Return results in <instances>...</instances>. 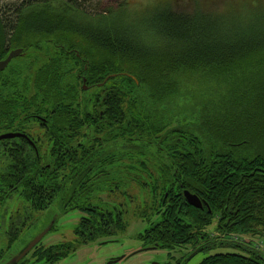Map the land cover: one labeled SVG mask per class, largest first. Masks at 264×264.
<instances>
[{"label": "trees", "instance_id": "16d2710c", "mask_svg": "<svg viewBox=\"0 0 264 264\" xmlns=\"http://www.w3.org/2000/svg\"><path fill=\"white\" fill-rule=\"evenodd\" d=\"M86 2L0 7V62L23 49L0 72V136L25 135L38 150L25 139L0 143V210L17 194L31 212L57 205L62 214H83L75 241L38 245L31 262L13 263L58 264L81 247L121 237L130 216L148 224L137 239L152 250L245 249L264 241V117L259 109L251 116L231 109L210 90L200 94L213 98L205 109L193 101L198 87H190L209 84L208 76L192 80L199 69L264 53V2L248 16L166 5L133 17L124 5L93 13ZM197 109L207 120L182 126ZM218 110L228 111L229 122L219 123ZM136 187L148 194L136 196ZM186 193L203 208L189 205ZM106 194L128 203L105 207ZM28 220L6 234L0 264ZM200 264H264V257L224 253Z\"/></svg>", "mask_w": 264, "mask_h": 264}, {"label": "rangeland", "instance_id": "374dc122", "mask_svg": "<svg viewBox=\"0 0 264 264\" xmlns=\"http://www.w3.org/2000/svg\"><path fill=\"white\" fill-rule=\"evenodd\" d=\"M20 1L23 2L24 0H0V7L7 8ZM87 2L93 13L95 10L97 11L96 13L107 12L109 9L119 11L124 5L125 13L132 17L166 5H170L172 9L178 12H194L198 6L204 12L225 11L228 8H234L240 9L241 13L248 16L253 8L264 2V0H87ZM190 76L193 77L192 80L206 79V76L209 78L208 80L206 79L209 84L192 82L190 85L192 88L198 87V89L194 90L196 96L193 99L197 105L203 104L202 106L207 109L205 104L213 98L206 99V96L202 97L203 95L201 96L200 94L203 91L210 90V92L216 94V100L222 99L224 103H228L229 108L234 109V106H236L237 110L239 107L245 110L250 109V116L255 115L259 109V114L264 117V99L259 97V92L264 90V53L226 68H213L203 71L199 69L198 72L191 73ZM166 80L167 78L162 79L163 83L167 82ZM186 97L187 101L191 100L189 96ZM190 106L191 104L184 106V108H190ZM197 110L199 112L197 117H195L194 113H190L193 117L189 116L187 121L184 120L182 126H190L189 122L197 123L196 119L200 121V124L207 120L205 119L207 117L206 112H202L203 110L201 109ZM179 111L181 112L182 108H179ZM216 113L218 114L219 123L229 122L227 118H223L226 115L229 116L227 110H218ZM231 128L233 129L232 125ZM231 133L234 134L235 132ZM132 191L136 196L148 194V191H141L139 187L133 188ZM107 197V194L103 197V204L108 208L128 203L122 199L115 200ZM59 211V207L54 205L46 212H31L16 194L0 210V251L8 249L9 237L6 235L9 232L8 227L16 223V221H24L27 217L30 220L25 223V228L20 233L19 239L13 248L7 253L3 264H8L11 256H13V260L11 258L10 264H14L13 262L16 261L15 257L18 259L27 245L41 233L52 228L54 223H57L56 230L50 231L44 237L40 246L48 247L75 241L74 232L83 214L79 211L62 214ZM128 218L131 219L130 226L121 237L103 240L101 244L99 242L81 247L74 255L69 256L58 264H200L204 259L215 254L234 253L249 257L254 256V254L261 257L262 254L264 256V241L258 239H254L250 245L242 244L245 249L217 247L210 251H199L194 250L193 247H187L171 252L152 250L146 248L143 242L137 239L138 235L149 227L148 224L138 221L132 216ZM207 233L212 236L211 241L216 240L215 223L209 227ZM108 241L110 243H107ZM31 260L30 255L27 257V261L31 262ZM19 262L17 261V263Z\"/></svg>", "mask_w": 264, "mask_h": 264}, {"label": "water", "instance_id": "95a60500", "mask_svg": "<svg viewBox=\"0 0 264 264\" xmlns=\"http://www.w3.org/2000/svg\"><path fill=\"white\" fill-rule=\"evenodd\" d=\"M23 55V49H18V50H14L12 52H10V54L8 55V57L0 62V72L4 71L7 69V67L12 63L13 60H15L16 58H19ZM79 55V54H78ZM109 80V78L106 80V82ZM86 90V88H84ZM16 136L19 135H14V134H7L3 137H0V140H4V139H9V138H14ZM186 200L188 202L189 205H191L192 207H195L197 209H202L203 208V204L201 203V201L196 197L193 196L189 193L185 194ZM51 231V228L47 229L46 231H44L43 233H41V235H39L35 240H33L31 243H29L27 245V247L22 251L21 255L19 256V258L17 259V261H22L27 255H29L38 245H40V243L43 241L44 237Z\"/></svg>", "mask_w": 264, "mask_h": 264}, {"label": "flooded vegetation", "instance_id": "af4514ba", "mask_svg": "<svg viewBox=\"0 0 264 264\" xmlns=\"http://www.w3.org/2000/svg\"><path fill=\"white\" fill-rule=\"evenodd\" d=\"M41 120H42V119H41ZM6 135H7V134H6ZM14 135H19V136H16V137H14V138L4 139V140L25 139V140H27V142H28V144L30 145L31 149L34 150L36 153H38L37 146H36L35 143H34L32 140H30L27 136L22 135V134H14ZM2 136H5V135H2ZM2 136H0V137H2ZM4 140H0V143H1L2 141H4ZM14 225H16V224H15V223H14V224H11L8 230H10V228L12 229V227H13ZM209 235H210V234H209ZM210 236H211V235H210ZM211 237H212V236H211ZM154 250H155V249H154ZM30 255H31V253H30L29 255H27L24 259H26V258H27L28 256H30ZM24 259H23V260H24Z\"/></svg>", "mask_w": 264, "mask_h": 264}, {"label": "bare ground", "instance_id": "6f19581e", "mask_svg": "<svg viewBox=\"0 0 264 264\" xmlns=\"http://www.w3.org/2000/svg\"><path fill=\"white\" fill-rule=\"evenodd\" d=\"M3 137V136H2Z\"/></svg>", "mask_w": 264, "mask_h": 264}]
</instances>
